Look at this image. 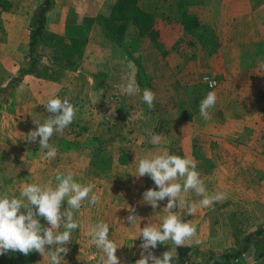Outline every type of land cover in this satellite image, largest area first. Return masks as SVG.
I'll return each mask as SVG.
<instances>
[{
  "label": "crops",
  "instance_id": "0c3cea01",
  "mask_svg": "<svg viewBox=\"0 0 264 264\" xmlns=\"http://www.w3.org/2000/svg\"><path fill=\"white\" fill-rule=\"evenodd\" d=\"M42 1L15 0L11 10L2 12L0 86L18 73L23 57L29 52V11ZM117 1L56 0L47 12L46 25L50 31L67 39L81 36L88 40L85 54L80 64L71 67L43 60L42 64L52 72L48 71L47 75L28 73L7 99L0 98V194L7 192L9 197L19 198L22 188L32 183L55 187L56 176L68 172L74 174L77 183L94 184V194L108 192L114 182L121 180L126 187L139 191L149 180L153 181L147 175L139 179L131 175L135 174L139 159L167 151L193 159L204 182L211 179L212 174L216 175L217 190L207 187L206 194L226 193L227 198L197 210L204 223L210 207L217 213V248L223 251L242 248L246 235L264 226V112L257 103L264 95V0H148L155 5L153 7H146L138 0L143 9L157 15L156 20L172 21V45L167 48L145 47L142 41L147 34H138L136 26L126 32L128 38L138 37L144 56L154 57V61L146 65L148 70L152 69V85L172 86L174 102L194 100L200 105L210 89L202 88L203 84L208 85L202 80L203 73L219 78L216 87L221 88L217 90L215 107L208 110L209 118L202 117L199 110H175L174 114L169 109V120L156 109H138L131 115L126 109L130 104L121 113L119 108L108 104L107 64L115 67L118 61L124 60L128 65L127 60L134 59L125 48L114 49L102 40L103 30L96 29L99 28L97 21L91 23L84 18L98 15L106 6L110 7L105 11L109 13ZM23 5L24 13H18L16 7ZM191 15L198 17L203 42L205 38L211 39L207 45L193 39L187 40L189 44L184 43V20L192 18ZM154 27L155 24L149 35L154 34ZM93 38L96 44L90 48ZM249 51L251 59L244 63L248 61L246 53ZM121 52L124 54L112 55ZM102 55L106 56L107 64ZM57 96L68 98L77 109L76 118L69 125L76 137L70 140V133L65 137V130L63 136L54 135L49 143L56 147L57 156L49 160L44 158L47 150L40 149L39 138L28 142L22 137L37 127L33 120L43 123L48 118L50 114L45 105ZM139 97L137 101L141 100ZM149 132L161 135L163 141L153 143ZM168 133H172V138ZM110 134L113 141L108 140ZM66 139L75 144L69 147L72 142ZM97 196L102 198V195ZM188 196H193L192 190L181 192L180 199L184 202L179 203L174 212L188 211ZM101 201L95 206L106 207ZM112 205L120 207L122 212L127 211L124 195H119ZM135 205L144 208L145 203L141 200ZM239 214L246 215L240 217ZM240 219L247 220L241 222ZM41 223L49 226L43 218ZM256 259L262 261L264 257ZM257 261L255 264H260Z\"/></svg>",
  "mask_w": 264,
  "mask_h": 264
},
{
  "label": "clouds",
  "instance_id": "9594fccd",
  "mask_svg": "<svg viewBox=\"0 0 264 264\" xmlns=\"http://www.w3.org/2000/svg\"><path fill=\"white\" fill-rule=\"evenodd\" d=\"M129 68H132L131 63ZM208 83L210 88L215 84L214 81ZM122 91L126 95H135L141 90L134 78L130 77L127 84L122 86ZM155 97L156 94L151 89H143L142 99L149 109L155 107ZM216 102V92H208L199 105L201 116L209 118L208 110L215 107ZM45 108L50 114L48 118L43 123L33 120L37 127L24 134L22 139L36 142L39 138L40 149L47 150L44 158L50 160L57 156V149L49 143L50 139L54 135L63 136L64 130L76 118L77 109L68 98L61 99L58 96L50 98ZM149 136L156 144H160L164 139L152 132H149ZM196 169L197 163L193 159L169 154L167 151L139 159L136 172L131 175L136 179L147 175L156 185V188H148L142 193L143 203L156 209L158 203L167 198V204L163 209L167 210L168 215L159 227L149 222L140 228L136 238H142L141 253L135 264H174L177 258L176 249L165 251L160 257L154 255L151 250L158 244L167 245V241H171L176 248L183 247L196 235L195 225L190 221L185 222L178 212L173 211L179 203L184 202L180 199L182 191L192 190L204 197L198 203H188V215H195L199 207H209L227 198L226 193L208 196L204 182ZM19 171L17 168V173ZM55 179L58 182L55 187L35 183L24 186L19 198L9 197L7 192L0 194V255L9 251L19 252L25 256L31 252H39L43 258L47 254L49 264H67L64 257L70 251L68 245L72 242V232L80 226L74 219V213L80 210L83 201L88 200L89 204L95 205L99 202V197L93 193L94 184L77 183L72 172H68L67 175L58 174ZM179 179H183V185L177 182ZM65 202L67 207L62 210ZM127 210L130 214L125 219L131 226L139 225L144 219L137 214L135 207L130 206ZM41 218L49 226L42 224ZM61 228L64 229L62 232L59 231ZM87 235L92 238L91 243L103 252L98 264H121L116 252L122 246L109 238L108 223H97ZM200 243L199 239L195 240V244Z\"/></svg>",
  "mask_w": 264,
  "mask_h": 264
},
{
  "label": "rangeland",
  "instance_id": "374dc122",
  "mask_svg": "<svg viewBox=\"0 0 264 264\" xmlns=\"http://www.w3.org/2000/svg\"><path fill=\"white\" fill-rule=\"evenodd\" d=\"M141 2L146 7L155 6L154 4H152L151 1H148V0H141ZM38 6L34 7L32 10L29 11V14L31 15L29 26L31 29L34 23V15L37 11ZM24 7L25 5H23L22 8L21 6H17L16 8L18 9V13L19 12L24 13L25 11ZM156 7H159V6H156ZM160 7L164 9V6H160ZM108 8L110 7L106 6V9H104V11H102L98 15L85 17L84 20L91 22V23L93 21H97L96 23L99 28H96V29H99V31H101L103 30L102 29L103 26L101 24L100 17L104 16L105 14H109L111 12V11L109 13L105 12L107 11ZM112 8L113 6H111V10ZM153 15L155 16V14ZM156 16H155V22H154L155 24L154 34L153 32L150 35L149 33H145L144 35L146 34L147 35H146V38H143V41H142L144 43L143 45L145 47L146 46L147 47L157 46L158 48H165V47L167 48L169 45H172V21L158 20V19L156 20ZM94 17H97V19H94ZM89 18H92V19H89ZM134 26H135L134 24H131L129 28L133 29ZM183 28H184V34L186 36L185 38L186 40L185 39L183 40L184 43L189 44L187 40H190V39L191 40L193 39L194 41H197L198 43L203 42L202 33L198 30V26L193 27L192 29H189V28L187 29L186 26H184ZM155 29L158 30L157 34L155 33ZM176 30L177 29H173V31H175V33L177 34L178 30L177 31ZM131 37H134V36H131ZM209 42H211V39L205 38L203 43L204 45H207ZM93 43H95V38L91 40L90 48L91 47L94 48L96 43L95 44ZM211 44H209V46ZM49 48L52 51L49 50ZM140 49L141 51H138V53L133 55L134 60L132 59H131L132 61L127 60L132 64L131 69L128 66L130 63L127 65L124 63L126 62L124 60L118 61L119 63H117L115 67H113L114 65L110 67L107 64V61L105 60L106 56L102 55L103 60L105 61L104 63L107 64L106 66L107 71L105 72L107 74L106 78L108 79V82H110V86L109 87L106 86L107 88L106 89L107 90L106 99L110 100L108 104H111L115 109L119 108L118 110L119 113L125 110L126 105L130 104V106H128L126 109L128 112H130L131 115L136 114V112H138V109H140L141 111L145 109H149L147 104L144 103L142 99L143 89L148 88V89H151L156 94V97L154 100L155 107L151 110L156 109L157 111H159V115L161 114L164 115L166 119H168L169 109H171V113H174V114L176 112L175 110H179V111L182 110L183 112H189L191 110L192 112L198 111L199 104L195 102L194 100H191L190 102H187V103L182 102V101H176V102L172 101V93H171L172 91L170 92V90H172V86H169L167 84L152 85L151 80L153 76H150L152 75V69H149L150 70L149 72L148 68H146V65H149L150 63H152V61H154L152 60L154 59V57H152L151 54H149V56H147V54L144 56L142 52V47ZM46 50L49 52V56H47L46 54L42 55L40 59V64H42L43 60H49V61L55 62L56 64H61L66 67H71L62 57V55L56 54L54 46H51V45L46 46ZM250 52L251 51H249V53H246V57L248 58L247 59L248 61L244 63H248L249 60L251 59L252 53L250 54ZM28 58H29L28 56L23 57L22 64L27 65L29 62ZM42 68H43L42 69L43 72L45 70L52 72L45 66ZM97 69H99L100 71L102 70L103 72L102 67L98 66ZM203 74L204 76H206L209 73H203ZM211 76L213 77V75ZM130 77L134 78L135 82L139 85L140 90H141L139 93H136L135 95H126L122 91V86L127 84L128 79ZM214 78L217 79V84H216L217 86L219 78L217 76H214ZM99 79L100 77L97 80ZM99 83H100V80H99ZM198 87H200V85ZM202 88H206V90L208 91V88L210 87H208V85L206 87V85L203 84ZM219 88H221V86ZM219 88L216 87V90H215L214 87H211L208 92L214 89V91L217 94V90ZM198 91H200V89H198ZM138 97L139 99H141L140 101H137ZM138 103L139 105H141V107L139 108L137 107ZM257 103L260 106L259 107L260 110L264 112L263 110L264 109V95L263 97L260 98V100ZM68 133H70L71 135L70 140H74V138L76 137V134L74 133V130L70 129V126L65 129V137H68ZM110 135L111 136H109L108 140L113 141L114 139L112 137V134ZM167 135L172 138V133H168ZM66 140L70 141L69 139H66ZM121 140L124 142V138H122ZM131 141L133 140L131 139ZM74 144L75 143L72 142V144L68 146L70 147ZM109 156L112 157L111 152L109 153ZM211 176H212L211 177L212 180L209 179L207 182L203 181L204 185L206 188L211 187L210 189L212 191L217 190L216 188L218 184L217 177L214 174H212ZM122 182L123 180L117 181V183L114 182L112 189L109 190L108 192H105L104 190L101 194L99 192L95 193L96 195H102V198H99V200H103L100 203H106V207L95 206L97 204L91 205L89 204L88 200H85L82 202V207L80 208V210L74 213V219H76L79 222L80 226L79 228H77L76 230L72 232V242L68 245L70 251L67 254V256L64 257V259L67 261V264H87L91 261H99L100 257L103 255V252L101 249H98L94 244L91 243L92 238L88 236L87 233L97 223H101V222L108 223L109 238L112 239L114 242H116L118 245L122 246L118 248L116 252V255L120 258L121 264H135V261L140 258V253H141L140 244L142 243V238H136L140 233V228L142 229L149 222L159 227L163 219L168 215L167 210L163 209L167 204V198H165V200L163 201H160L156 209H153L150 205L146 203L144 205V208L138 207V205H135V203L137 204L138 202L142 200V193L148 188H156L154 181L151 182V180H149V183H145V188L142 187L139 189V191L136 188L132 189V187H126V184L123 185ZM177 182H180L181 185H183V179H179ZM210 194L208 196H211ZM119 195H122V196L124 195V199L127 200V206L124 207L126 210L128 207L133 206L136 208L137 214L140 217L144 218L141 220L139 225L131 226L130 222L125 219L130 214L128 210L122 212L120 207H114L112 205L113 202L117 201V198ZM107 198H109V200H107ZM188 199H189L188 202H191V201L199 202L203 198L200 197V195H197L193 191V196H188ZM66 207H67V204L65 202L62 208H66ZM141 209H143L144 211L142 212ZM178 211L176 212H178V214L182 217V220H184L185 222L190 221L196 227V235L192 237L189 241L192 247L191 256L194 260L205 263L211 260L213 253L218 254L219 252L223 251L222 248H217L218 247L217 236L215 233L216 224H217V213L215 211L212 212V207H210L208 216L205 215V223L203 222V217L200 214L199 210L196 211L195 215H188V211L185 212L180 209H178ZM244 215L246 214H239L240 217ZM246 220L240 219L241 222H245ZM63 230L64 229L61 228L59 231L62 232ZM241 230H247V229L241 228ZM196 239H199L201 243L198 245L195 244ZM166 244L167 245L158 244L157 247L155 249H152L151 251L154 253V255H156L157 257H160L165 251L176 249V246L171 241H167ZM238 246H241V244ZM46 247H51V246H46ZM54 247L55 246H53V248ZM249 249L250 250L245 255L241 256L243 258L240 257L241 259L239 258L238 260L234 259L230 262V264H250V263L255 264L256 263L255 260L257 261L256 245L251 244ZM40 257L41 258H39V260H36V264H49V258L47 254L44 256V258L41 255ZM257 262L260 264H264V260L257 261Z\"/></svg>",
  "mask_w": 264,
  "mask_h": 264
},
{
  "label": "trees",
  "instance_id": "16d2710c",
  "mask_svg": "<svg viewBox=\"0 0 264 264\" xmlns=\"http://www.w3.org/2000/svg\"><path fill=\"white\" fill-rule=\"evenodd\" d=\"M55 3L56 0H43V3L38 6L30 33V48L27 54L29 62L27 65L22 64L18 73L13 76L6 85L0 86V98L2 100L8 98L11 90L26 74H48V71H42V67L46 65L40 64L42 55L46 54L49 56L46 46H54L56 54L62 55L69 66L78 65V63L82 61L88 40L81 36L67 39L61 34L50 31L46 25L47 12L54 7ZM14 4L15 0H0V24L2 23V12L11 10ZM193 16L194 15H191L189 17L192 18L184 20L189 29L198 25V17L196 15ZM100 18L103 26L102 40L114 46V49L120 48L121 50L125 48L127 53L132 57L134 54L138 53V51H141V46L137 36L127 37L126 32L129 26L134 24L138 28V34L142 35L151 32L155 22L153 13L143 9L138 4V0H118L114 4L111 12ZM94 19H97V17H94ZM122 54L124 53H112L113 56ZM253 241L256 245L257 258L264 257V226L260 225L246 235L245 243L242 244V248L229 249L218 254L213 253L211 260L205 263L196 261L192 258V247L187 243L186 246L176 248L177 258L174 264H230L232 260L242 256L243 253L249 249ZM9 252L0 255V264H36V260L41 258L39 252H31L27 256L19 252ZM87 264H98V261H91Z\"/></svg>",
  "mask_w": 264,
  "mask_h": 264
},
{
  "label": "built area",
  "instance_id": "2783aa9c",
  "mask_svg": "<svg viewBox=\"0 0 264 264\" xmlns=\"http://www.w3.org/2000/svg\"><path fill=\"white\" fill-rule=\"evenodd\" d=\"M205 77H207V80H205ZM203 79L208 83V81H214L215 82V84H214V86L213 87H215L216 86V84H217V79H215L214 77H212L211 75H206V76H204L203 77ZM208 85H209V83H208Z\"/></svg>",
  "mask_w": 264,
  "mask_h": 264
}]
</instances>
